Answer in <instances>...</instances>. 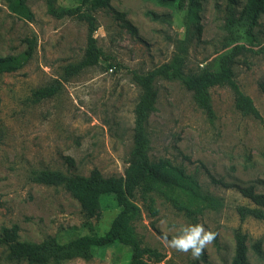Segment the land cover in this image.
Masks as SVG:
<instances>
[{
    "label": "rangeland",
    "instance_id": "obj_1",
    "mask_svg": "<svg viewBox=\"0 0 264 264\" xmlns=\"http://www.w3.org/2000/svg\"><path fill=\"white\" fill-rule=\"evenodd\" d=\"M246 1L231 6L228 0H200L199 34L193 19L178 10L176 0H111L108 8L90 11L105 58L67 77L66 67L85 56L88 24L52 16L45 0H28L33 18L26 20L0 0V58L23 53L28 39L36 44L23 69L0 77V229L18 226L21 240L32 243L104 235L122 210L114 195L103 196L100 215L87 219L63 187L34 183L32 174L53 170L88 177L98 169L107 178L124 177L131 162L135 107L141 93L133 73L154 71L176 54L185 57L186 75L214 69L216 58L226 50L236 44L250 46L242 14ZM56 5L75 8L79 2L56 0ZM252 36L255 45H264V13ZM234 72L264 118V56H239ZM55 80L62 82L61 92L34 103L33 92ZM154 86L157 110L147 123L151 160L165 158L183 166L205 193L223 201V207L205 209L193 219L153 192L149 196L155 201L154 215L137 190L133 200L142 216L133 225L143 246L164 254L160 264H232L234 233L241 229L248 236L250 264H264V221L241 220L237 211L240 206H255L238 187L254 186L264 194V123L236 109L228 86L211 89L213 120L198 107L182 80L157 77ZM196 223L216 233L198 260L162 243L164 234L171 240L183 226ZM257 242L261 256L253 249ZM130 258L129 247L114 245L95 249L91 260L75 258L60 264H128ZM0 264L28 263L10 262L7 251L0 248Z\"/></svg>",
    "mask_w": 264,
    "mask_h": 264
},
{
    "label": "trees",
    "instance_id": "obj_2",
    "mask_svg": "<svg viewBox=\"0 0 264 264\" xmlns=\"http://www.w3.org/2000/svg\"><path fill=\"white\" fill-rule=\"evenodd\" d=\"M7 7L15 15L26 20H32L33 13L29 8L28 0H5ZM48 12L52 16L76 18L86 22L89 26L87 48L84 58L65 69V76H76L83 71L97 66L105 58V53L98 45L95 33L98 30L95 17L90 11L108 8L111 0H78L75 8H62L56 5V0H45ZM165 3L171 0H155ZM240 0H228L231 6L237 5ZM180 12L187 13L197 25L199 34L201 3L200 0H176ZM89 8V11L88 9ZM264 13V0H247L243 9V20L246 26L245 38L249 45L236 44L216 58L214 69H205L198 75H186L184 68L185 57L176 54L171 62L165 63L147 74L133 73V81L141 90L138 103L135 107L134 147L130 155V166L125 176L104 177L98 169H94L88 177L68 175L59 171L42 170L32 174L34 183L63 187L80 204L81 212L87 219L100 215L101 198L105 195H114L118 205L122 208L114 219L110 229L102 236L85 235L67 243H60L55 238H48L41 243L24 242L20 238L19 227H2L0 229V248L7 251V260L10 262H27L28 264H50L82 258L91 260L97 248H108L114 245H123L130 248L131 258L128 264H160L165 256L156 249L143 246L133 225L141 218L142 211L133 200L135 192L141 190L143 199L149 201V209L156 215L155 201L149 195L158 192L166 197L180 212L196 219L205 209L219 210L223 201L209 193H205L198 179L188 174L183 166L175 165L170 159H160L153 162L150 158L151 141L147 132V123L151 115L157 110L158 92L154 86L157 77L166 80L180 79L186 88L193 93L195 103L207 116L213 120L215 111L211 96V89L217 86H228L235 95V107L239 112L253 116L264 123V118L254 100L241 89L234 72V65L239 56L250 53L264 56V45H255L252 30L258 26ZM153 19H157L152 14ZM28 48L19 55H8L0 58V77L12 74L23 69L33 58L36 44L33 40H26ZM252 46V47H251ZM257 49H254V48ZM63 84L55 80L51 85L42 87L33 92L32 101L39 103L51 99L62 90ZM72 164L71 158H67ZM241 194L252 201L254 207L240 206L238 214L241 220L253 217L264 221V194L258 193L254 186L238 187ZM235 255L232 264H250L248 259V236L237 229L234 233ZM253 249L259 256L262 255L261 242H257Z\"/></svg>",
    "mask_w": 264,
    "mask_h": 264
},
{
    "label": "clouds",
    "instance_id": "obj_3",
    "mask_svg": "<svg viewBox=\"0 0 264 264\" xmlns=\"http://www.w3.org/2000/svg\"><path fill=\"white\" fill-rule=\"evenodd\" d=\"M216 233L207 230L203 224H188L179 230V234L168 239L164 234L161 239L165 247L176 250L184 254L191 255V258L198 260L203 254L204 249L213 243Z\"/></svg>",
    "mask_w": 264,
    "mask_h": 264
}]
</instances>
